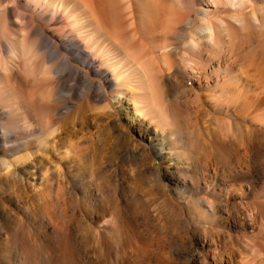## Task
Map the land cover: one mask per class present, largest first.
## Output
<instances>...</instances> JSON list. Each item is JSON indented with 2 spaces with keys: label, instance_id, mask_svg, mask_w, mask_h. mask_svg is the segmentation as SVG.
I'll list each match as a JSON object with an SVG mask.
<instances>
[{
  "label": "bare ground",
  "instance_id": "6f19581e",
  "mask_svg": "<svg viewBox=\"0 0 264 264\" xmlns=\"http://www.w3.org/2000/svg\"><path fill=\"white\" fill-rule=\"evenodd\" d=\"M117 1L0 0L4 264H174L164 255L171 253L165 231L171 221H182L184 213H198L176 186L181 200L175 201L158 169L159 180L152 185L141 169L128 168L121 175L113 158L104 154L110 137L124 143L122 156L130 162L135 126L143 137L152 131L161 141L156 146L166 141L177 157L188 154L175 106L171 123L166 116L165 103H177L179 89L162 70L149 68L146 60L155 54L138 48L141 40L136 38L151 19L142 9L145 2L158 7L157 30L170 28L165 20L172 26L192 20L178 14L172 22L178 9L169 14L172 7L164 1ZM210 25L199 31L215 43ZM135 75L147 87L139 84L142 94L135 92ZM169 124L172 131L165 134ZM97 134L103 143L99 155L93 146ZM172 155L167 152L166 157L172 161ZM223 192L220 188L219 199ZM209 211L219 214L221 206ZM221 242L215 264H237L236 244L217 237L216 243Z\"/></svg>",
  "mask_w": 264,
  "mask_h": 264
},
{
  "label": "rangeland",
  "instance_id": "374dc122",
  "mask_svg": "<svg viewBox=\"0 0 264 264\" xmlns=\"http://www.w3.org/2000/svg\"><path fill=\"white\" fill-rule=\"evenodd\" d=\"M160 1L171 5L169 14L176 11L172 22L179 14L191 19V24L184 21L172 26L165 20L170 28L157 30L158 7L145 2L146 7L138 6L147 10L151 19L142 26L144 34L136 39L141 40L138 48L155 54V58L149 56L146 60L149 68L162 70L173 88L179 89L177 103L172 99L165 103L166 116L171 123L175 106L184 134L181 144L187 146L183 150L188 154L177 157L176 150L165 145L166 141L156 146L161 141L154 133L143 137L137 126L131 133L130 162L122 156L124 143H116L110 137L106 139L104 154L113 158V168L121 175L128 168L141 169L153 185L160 174L176 202L181 200L174 193L178 187L196 205L197 215L184 213L182 221H171L165 231L171 253L164 255L174 264H202L203 258L204 264H215V254L224 246L223 242L216 243L217 237L236 244L237 264H264V0H244L242 4L237 2L241 0ZM173 8L178 10L173 12ZM202 9L207 12L202 13ZM129 13L130 10L125 13L127 20ZM253 15L257 20H253ZM208 24L215 29V43L199 31ZM172 47L174 50L167 51ZM140 56L136 61H140ZM165 62L168 67L173 66L165 67ZM134 80L135 92H145L139 89L140 85L143 89L145 86L137 83L136 75ZM171 125L164 129L165 134L172 131ZM94 143L99 155L103 143L98 134ZM167 152L173 154L172 161L166 157ZM220 188L224 189L221 199ZM219 205L221 212L213 215L210 207ZM0 262L4 264L1 259Z\"/></svg>",
  "mask_w": 264,
  "mask_h": 264
}]
</instances>
